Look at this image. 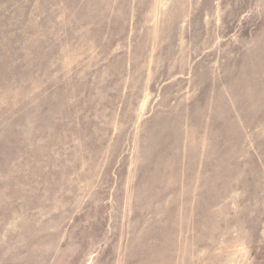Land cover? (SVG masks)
<instances>
[{
	"label": "rangeland",
	"instance_id": "1",
	"mask_svg": "<svg viewBox=\"0 0 264 264\" xmlns=\"http://www.w3.org/2000/svg\"><path fill=\"white\" fill-rule=\"evenodd\" d=\"M0 264H264V0H0Z\"/></svg>",
	"mask_w": 264,
	"mask_h": 264
}]
</instances>
